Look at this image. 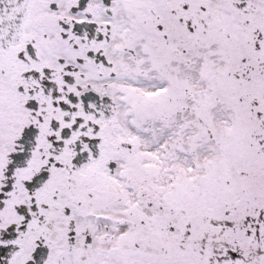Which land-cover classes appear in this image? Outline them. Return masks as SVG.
Returning a JSON list of instances; mask_svg holds the SVG:
<instances>
[{"label": "snow or ice", "instance_id": "snow-or-ice-1", "mask_svg": "<svg viewBox=\"0 0 264 264\" xmlns=\"http://www.w3.org/2000/svg\"><path fill=\"white\" fill-rule=\"evenodd\" d=\"M0 264H264V0H0Z\"/></svg>", "mask_w": 264, "mask_h": 264}]
</instances>
